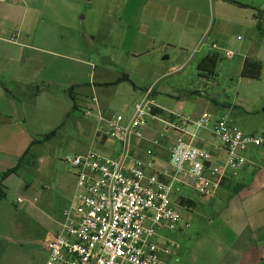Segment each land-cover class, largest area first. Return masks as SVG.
I'll return each mask as SVG.
<instances>
[{
	"label": "rangeland",
	"instance_id": "1",
	"mask_svg": "<svg viewBox=\"0 0 264 264\" xmlns=\"http://www.w3.org/2000/svg\"><path fill=\"white\" fill-rule=\"evenodd\" d=\"M238 1L248 6L240 7L222 0H163L157 5L147 1L148 7L156 6L167 13L171 8L172 15H179L180 10L175 21L194 29L172 21L168 24L167 20L166 23H146L147 27L138 33L116 30L118 23L110 19L107 22L114 31L109 30L106 23L100 26L95 40L87 37L91 63L98 69L95 72L89 67L85 75L76 77L84 84L76 92L89 94L87 85L92 81L102 83L120 72L128 73L131 82L119 87L109 109L130 118L134 104L142 99L144 87L158 83L155 99L165 115L153 120L151 128L144 130L146 139L167 142L173 138V132L166 134V126L159 120L168 119L167 115L192 117L203 112L209 113L213 122L228 115L230 121L246 133L264 138V71L259 80L241 77V54L260 45L259 16L257 19L253 14L257 15L259 10L264 12V0ZM260 26L264 30V19L262 22L260 19ZM85 27L93 28L92 22ZM212 44L218 49H213ZM227 51L235 56L227 58ZM214 53H219L222 59L212 76L199 66L207 55ZM111 59L115 64H108ZM61 62L57 66L48 62L44 68L33 71L39 78L30 87L10 80L6 83L12 93L9 107L13 108V120L7 127L0 126V137L7 140V144L0 145V166H8V172H16L8 175V189L0 201V234L8 237L0 238V264L7 260L8 264H46L45 244L60 229L57 230L75 191L76 171L66 157L91 148L112 155V140L106 145L99 140L95 142L94 120L80 106L74 109L69 96L73 85L63 73L69 65ZM105 69L110 70L107 78L101 74ZM53 131H57L56 135L45 141ZM246 157L253 176L264 172V143L251 147ZM244 174L241 176H246L250 185V175ZM260 174L254 188L262 185L264 173ZM178 188L179 194L174 196L176 203L180 195L181 201L188 198L196 203L193 210L179 206L182 217L190 223L188 234L192 242L222 225L225 204L219 197L205 198L188 186ZM19 196L24 197L26 203L17 204ZM34 199L37 201L31 205L29 202ZM212 221L214 224L210 226ZM176 239L184 242L181 235L177 234Z\"/></svg>",
	"mask_w": 264,
	"mask_h": 264
},
{
	"label": "built area",
	"instance_id": "2",
	"mask_svg": "<svg viewBox=\"0 0 264 264\" xmlns=\"http://www.w3.org/2000/svg\"><path fill=\"white\" fill-rule=\"evenodd\" d=\"M92 103L85 114L94 120L95 142L111 139L119 151L108 156L91 148L66 157L76 171L75 191L60 229L45 244L46 264H167L181 245L170 238L161 244L159 232L190 228L173 202L177 186L216 197L246 167L249 149L262 146L264 138L246 133L228 117L213 122L209 113H203L195 119L186 115L159 119L174 134L167 146L147 140L144 130L160 117L155 87L134 104L130 118L103 111L96 96ZM203 133L219 141L225 158L195 143ZM134 140L150 143L148 161L133 158ZM163 147L169 153L166 169L149 173L156 161L155 148ZM16 201L23 204L26 199L19 196Z\"/></svg>",
	"mask_w": 264,
	"mask_h": 264
},
{
	"label": "crops",
	"instance_id": "3",
	"mask_svg": "<svg viewBox=\"0 0 264 264\" xmlns=\"http://www.w3.org/2000/svg\"><path fill=\"white\" fill-rule=\"evenodd\" d=\"M147 1H154L156 5L163 2V0H26L25 2L0 0V87L3 86V89H0V126L7 127L8 122L13 120L11 115L13 108L9 107L12 104V93L6 88L8 80L30 87L39 78V76L33 75V71L44 68L48 62L49 65L57 66L63 61L69 65V69H63V73L70 78L71 84L75 87L74 92L82 88L84 84L76 77L85 75L89 67L95 72L98 69L91 63L90 53L86 48L87 37L95 40L100 26L106 25V23L110 27L109 30L114 31L112 25L107 22L110 19L118 23L116 30L125 31L127 29V31L133 30L138 33L147 27L146 23L159 21L166 23L167 20L168 24H171L172 21L187 29H194L185 26L178 20L175 21L180 15V10L179 15L178 13L172 15L171 8L167 13L166 10L158 9L156 6L148 7ZM241 5L238 6H248ZM177 9L179 8L177 7ZM258 16L257 31L261 38L260 45L252 46L247 53L241 54V72L247 58L260 61L264 71V56L262 55L264 30L260 26V19L262 22L264 12L259 10L257 15L253 14V17H257V19ZM91 22L93 28L86 29L85 26ZM15 34L17 37L13 38ZM169 36H172L171 31H169ZM136 41L137 37L134 39V42ZM214 46L216 45L212 44L213 49H218L217 46ZM229 52L233 54L232 57L227 56ZM234 56L232 51L226 52L227 58L232 59ZM112 63L115 64L113 59L108 61V64ZM109 73V69L101 72L104 78H107ZM30 74L31 77L27 76ZM124 75L129 77L127 82H131V76L128 73L120 72L113 75L112 79L102 81V83L92 81L87 85L90 89L89 94L76 92L78 108L80 106L86 110L93 105L92 98L96 96L101 109L111 112L109 109L111 100H114L119 87L125 83L117 82ZM157 86L158 83L154 82L151 86L144 87L142 97L152 87H155L156 94ZM159 108L160 116H164V110L160 105ZM201 115H192L191 118H199ZM172 116L173 114L167 115L168 119L165 120H170ZM224 117L229 118L228 115ZM165 133H168L167 127ZM212 140L214 139L208 133H203L201 139L195 143L201 147L207 146L220 159L225 158V154L218 149L220 143H213ZM6 141V138L0 137V145L7 144ZM108 141L111 139L106 140L103 145H106ZM206 141L209 144H206ZM168 143H172L171 139L164 142V146H167ZM150 147L148 141H136L133 144V158L148 161L150 158L146 154V150ZM110 150H112V155H116L119 151V144L112 140ZM155 157L154 167L148 170L149 173L166 169L169 160L167 148H155ZM248 163L236 179H229L224 184L216 196L225 204L222 225L218 226L216 231L199 235L194 242L188 234L191 227L188 229L179 228L176 231L165 229L159 232L158 242L161 244L170 238L181 245L176 255L167 259V264H264V178L261 187L254 188V183L262 175L260 173L264 172L253 176L252 168ZM7 171L8 166H0V183L3 192L8 189L6 186L8 178L5 181H2L1 178ZM242 173L250 175V180H252L250 185L247 184L249 181L246 180V176H241ZM177 194H179V188H176L173 195V202L178 210L179 206L187 210H193L196 207V203L191 199L186 198L181 201L183 198L181 195L179 203H176L174 196ZM188 200L191 203H188ZM183 220L189 223L188 220L184 218ZM213 224L214 221L210 226ZM60 227L61 225L57 230ZM177 234L184 237L183 243L176 239ZM3 237L6 235L0 234V238ZM5 264H8V260Z\"/></svg>",
	"mask_w": 264,
	"mask_h": 264
},
{
	"label": "trees",
	"instance_id": "4",
	"mask_svg": "<svg viewBox=\"0 0 264 264\" xmlns=\"http://www.w3.org/2000/svg\"><path fill=\"white\" fill-rule=\"evenodd\" d=\"M225 2H231L237 5H241L239 2L236 0H224ZM242 6V5H241ZM221 55L219 53H214L212 55H208L205 57L202 62L200 63L199 68L201 70L208 71V73L212 76L216 74L217 66L219 62L221 61ZM263 71V64L260 61L254 60L252 58H247L242 72H241V77L244 79H250V80H259ZM129 81V77L124 75L122 78L119 79V82L117 83H122V82H127ZM75 87H72L70 90L69 96L71 97L72 101L74 102V109H78V105L76 104L77 98L75 95ZM57 131H53L50 134H48L45 137V141L51 139L53 136H55ZM16 170L10 171V172H5V174L2 176V181H4L6 178H8V175L15 173ZM5 196V192L2 191V184L0 183V201L1 199ZM188 203H191L189 200L187 201Z\"/></svg>",
	"mask_w": 264,
	"mask_h": 264
}]
</instances>
